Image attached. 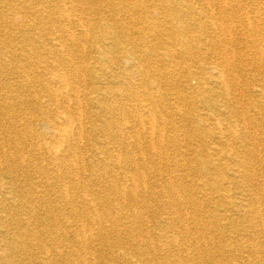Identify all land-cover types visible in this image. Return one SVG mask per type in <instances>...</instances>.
Segmentation results:
<instances>
[{
	"label": "bare ground",
	"instance_id": "6f19581e",
	"mask_svg": "<svg viewBox=\"0 0 264 264\" xmlns=\"http://www.w3.org/2000/svg\"><path fill=\"white\" fill-rule=\"evenodd\" d=\"M135 1L133 7L122 3L119 11H148ZM247 1V6L225 2L217 10L210 7L211 0H183L179 5L184 13L207 14L209 9V20H188L179 26L182 31L187 27L186 33L199 29L203 45L217 49L229 65L213 68L215 74L208 77L213 87L201 82L196 92L172 94L212 109L207 120H214L217 130L203 131L229 147H216L219 157L214 163L177 151L180 164L178 154L162 151L158 144L165 137L153 121V107H146L165 101L173 81L166 78L171 73L163 74L147 60L172 63L190 55L187 49L160 53L137 45L127 48L125 42L147 39L127 33L138 20L100 17V23L118 27L123 35L118 48L123 64L117 79L107 65L79 66L78 72L90 78L86 85L63 72L45 77L41 63L45 51L56 53L54 46L33 48L30 55L42 69H16L19 82L0 85L14 91L0 95L2 132L11 135L9 154L0 144V264H264V86L259 89V120L239 116L241 111L223 92L238 85L225 80L224 74L234 79L243 70L240 62L234 64L225 55L224 47L232 43L224 36L232 32L229 23L249 32L261 17V45L246 39L250 47H258L264 73V0ZM45 24L39 22L43 31ZM244 36L241 32L235 39L246 40ZM89 58L99 63L96 55L90 53ZM102 59L109 62L108 51H102ZM98 77L104 85L93 81ZM128 100L144 105L131 106ZM241 127L242 133L260 129V140L254 135L242 140ZM223 169L230 170V177L213 176Z\"/></svg>",
	"mask_w": 264,
	"mask_h": 264
},
{
	"label": "rangeland",
	"instance_id": "374dc122",
	"mask_svg": "<svg viewBox=\"0 0 264 264\" xmlns=\"http://www.w3.org/2000/svg\"><path fill=\"white\" fill-rule=\"evenodd\" d=\"M134 1L0 0V85L5 83L7 86H15L20 80L19 73H15L16 69L20 70L22 67L26 69L28 67L42 69V67L37 66L36 59L30 54L34 47L45 48L46 46H54L53 48L56 53H49L48 51L44 53L45 58L41 65H43V70H45V77L54 72H63L80 78L83 80V83L88 85L87 81L90 78L86 77L83 72H78L79 66L97 65L98 67H102L103 65H107L117 79L119 75L118 71L120 70L119 67L123 64L122 53L118 51V48L121 46V41H123L120 36L123 35L119 32L118 27L110 26L109 28L100 23L102 21L100 17L107 20H112L113 17L123 18L126 21L138 20L136 25L131 23L133 27L129 28L127 33H130L131 35L129 36H132V38L135 37L137 39L143 34L147 39L145 42L140 40L137 43L135 41L125 42L127 48L131 49L135 47L134 45H137L139 48L149 51L156 50L160 53L173 49H187L190 54L184 57H177L172 63L152 58L147 60L148 63L163 74H172L167 75L166 78H173L172 85L167 87L165 101L162 100L157 106H152L145 102L147 104V106L145 105L146 107H153L155 116L153 121L158 126L157 128H160L163 132V136L160 135L161 138L165 137V142H161L162 144L160 143L158 146L164 152L166 148V153L172 154V156L177 155V151L179 153L187 151L189 157H193L199 161L200 159L205 160L204 158H206V161L212 159L213 163L217 162V158L219 157L217 155L218 150L224 147L228 149L229 147L223 141H218L216 139L217 135L213 137L203 131V128L217 130L214 120H207V116L212 115V109L199 102L174 99L172 95L175 92H180L182 95H186L190 91L196 92L201 87V82H205V85L203 84L205 87H213L214 85L210 84L208 80L210 75L215 74L213 68L226 69L229 66L216 52L217 49H211V47L208 49L203 45L204 40L198 36L199 29L193 28L194 30H191L190 33H186L187 27L184 28L185 31H182L179 26L181 23L187 25L188 20H209L211 12L206 7L208 9L207 14H200L199 12L184 13L180 10L179 6L183 0H136L135 2L141 3V6L146 7L148 11H145L146 9L132 13H128L129 11L127 10L119 11L121 10L119 6L122 7V3L123 7L126 4L133 7L135 5ZM225 2L231 4L241 3L244 6L249 5L247 0H211L210 7L217 10ZM257 5L258 3L255 2L253 7L256 9ZM245 10L244 8L243 11ZM95 12H98L99 16ZM214 13L216 12L214 11ZM175 15L176 18L174 17ZM251 15L255 14L251 13ZM260 18L256 17L257 22H255L254 29H251L252 31L249 32H245L246 28L243 26L233 29L234 26L228 22L232 32H227L224 35L228 42L232 41L231 45L227 43V46L224 47L227 51L225 55H228L226 57H230L234 64L240 62L243 68V70L235 74L234 79L230 78L228 74H224L225 80L234 82V85L238 84L228 90L223 89L224 97L232 99L235 110L238 109V111H241V113H238L239 116L253 117L254 119L261 115V109H263L260 104V102L263 103V98L259 89L264 86V81L262 82L264 80V73L262 72L263 66L260 61V56L257 54L258 47H256L258 44L261 45L259 31L262 25L258 23V20H261ZM40 21L46 23L45 31L39 26ZM240 30L242 34H245V39L248 38L252 42L254 40L256 46L253 44L254 46L250 47L251 41L248 39L246 40L249 44L242 38L236 40L235 37L241 33ZM207 31L208 33L213 31L215 33L213 29H207ZM117 32L118 34H115ZM250 32L251 34L249 35ZM55 42L57 46L53 45ZM58 44L61 45L59 46ZM103 50L108 51V55L110 56L108 63L104 62L107 60H101ZM6 51L9 52V55L3 54ZM90 53L98 57L99 63L89 58ZM237 54L239 57H235ZM227 63L230 64V62ZM36 72L38 71L36 70ZM93 81L100 86L104 85L99 77ZM162 81L165 82L166 80ZM107 85L114 86L115 84ZM80 89L82 92V87ZM215 89L221 93L219 88ZM5 93L11 95L14 94V91L7 88L0 89V95H4ZM220 100V97H218L217 105L219 108H222L223 103ZM128 102L131 106H136L139 103L136 100H128ZM139 104L144 105L142 102ZM184 112H186L185 115ZM200 117L204 120H197ZM234 119H238L237 113ZM126 121L130 124L133 123L131 118H127ZM95 123L98 124V122L94 121ZM3 129L4 126L0 124V144L6 148V154H9L11 135L9 133L7 134V132H2ZM239 133H242V127ZM251 135H254L255 140L259 141L261 138L260 129L248 128L246 133L241 134L242 140L249 139ZM160 136H157V138ZM168 137H175L176 142L172 143L167 141ZM139 142L144 143V139H140ZM216 147H218V150ZM2 156L3 153L0 152V158ZM177 159H180L179 154L177 155ZM88 162L91 161L87 159L86 163ZM179 163L181 164L183 161L179 160ZM223 170L227 172L214 171L213 176L228 177L230 170ZM183 173L187 174L188 170H184Z\"/></svg>",
	"mask_w": 264,
	"mask_h": 264
}]
</instances>
